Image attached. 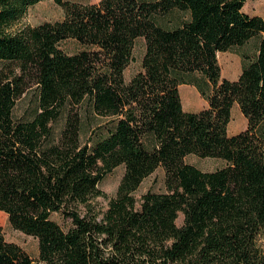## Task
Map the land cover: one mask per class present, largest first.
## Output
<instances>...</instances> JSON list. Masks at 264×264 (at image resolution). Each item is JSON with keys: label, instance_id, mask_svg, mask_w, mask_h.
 <instances>
[{"label": "trees", "instance_id": "trees-1", "mask_svg": "<svg viewBox=\"0 0 264 264\" xmlns=\"http://www.w3.org/2000/svg\"><path fill=\"white\" fill-rule=\"evenodd\" d=\"M42 1L63 19L22 25ZM248 1L0 0V212L39 247L32 258L0 226V264H264V18L244 12ZM255 37L238 79L224 78L219 53ZM181 85L208 107L185 111ZM235 104L247 128L229 135ZM191 155L224 166L202 171ZM159 168L166 192L138 200Z\"/></svg>", "mask_w": 264, "mask_h": 264}, {"label": "rangeland", "instance_id": "rangeland-1", "mask_svg": "<svg viewBox=\"0 0 264 264\" xmlns=\"http://www.w3.org/2000/svg\"><path fill=\"white\" fill-rule=\"evenodd\" d=\"M85 4L98 3L100 0H75ZM244 12L250 16H260L264 18V0H249L244 6ZM63 19V11L60 7H58L52 1H42L35 6L31 7L27 12L26 16L23 18L21 24L22 25H30V26H38L45 22H55ZM259 38L255 37L251 41H249L244 47L237 48L233 51H230L225 54H220L219 62L221 68L226 69V67L231 64L230 61L233 62L234 59L240 57L242 54L256 55L258 50ZM61 48L68 53H75L78 51L79 46L74 41H67L61 45ZM145 53V43L143 39H139L136 42L134 49V60L131 62L129 67L126 69L125 78L129 81L136 73L141 70V61ZM1 66V64H0ZM230 76V74H228ZM185 88H191L195 96L190 93L185 92ZM180 89L181 97L183 98V106L185 111L190 112H198L208 107V103L201 98L197 89L193 86L187 85V87ZM31 96H28L26 100H23L19 104L17 109V116H21L25 107L28 105ZM242 120L243 125L245 124V128L247 127V119L243 116L240 111V108L236 106L235 110L232 113V119L228 126L229 135H233L237 133L234 130L235 126L241 125L240 120ZM244 129V128H240ZM86 139V136L84 137ZM186 163L193 165L199 168L202 171H215L224 166V162L218 159H209V158H199L197 156H188L186 158ZM124 174V167L121 166L117 168L112 174L108 175L106 179L101 183L100 190L104 193V196L98 197L94 200L95 209L99 212L105 210L108 206L109 199L115 197L117 188L121 181V178ZM165 193V171L163 168H159L156 170L154 174L148 177L142 183L139 190L136 192V198L138 200L141 197L148 193ZM54 219L58 221L64 228L68 227L69 224L63 221L60 217L55 216ZM184 216L183 214H179V218L177 220V224L179 226L183 223ZM0 226L3 229L5 238L8 242H13L23 248L32 258H38L39 247L38 241L34 237L23 234L20 231L15 230L9 223L7 216L0 212ZM261 245L264 247V238L261 240Z\"/></svg>", "mask_w": 264, "mask_h": 264}, {"label": "crops", "instance_id": "crops-1", "mask_svg": "<svg viewBox=\"0 0 264 264\" xmlns=\"http://www.w3.org/2000/svg\"><path fill=\"white\" fill-rule=\"evenodd\" d=\"M225 53H228V52H225ZM225 53H219V55H220V54H225ZM219 55H218V56H219ZM230 63H231V64H229V65L226 67L225 71H224V69H222V76H223L224 78H227V79H229V80L234 81V80H237L238 77H239L240 74H241V58L238 57V58L234 59L233 62L230 61ZM228 74H230V76H229ZM185 87H187V85H181V86H180V89L185 88ZM190 87H191V86H190ZM185 92H187L188 94L192 93L194 96L196 95V94H194V92L192 91L191 88H185ZM182 103H183V98H182ZM236 106H238V104H235V105L233 106L232 113H233V111L235 110ZM238 107H239V106H238ZM183 109H184V106H183ZM188 112H190V111H188ZM239 120H240V118H239ZM240 123H241V125L235 126V129H234V130H235V131L238 130V131H236L237 133H234L233 135L238 134V133H240L241 131H244V130L247 128V127L245 128V124L243 125L242 120H240ZM241 127L244 128V129H241V130H240ZM228 133H229V132H228Z\"/></svg>", "mask_w": 264, "mask_h": 264}]
</instances>
